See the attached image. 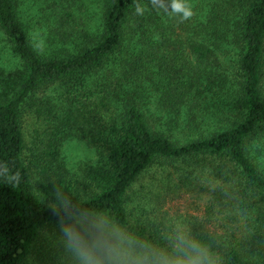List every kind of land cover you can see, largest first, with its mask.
<instances>
[{
  "label": "trees",
  "instance_id": "trees-1",
  "mask_svg": "<svg viewBox=\"0 0 264 264\" xmlns=\"http://www.w3.org/2000/svg\"><path fill=\"white\" fill-rule=\"evenodd\" d=\"M185 2L0 0V264H264V0Z\"/></svg>",
  "mask_w": 264,
  "mask_h": 264
},
{
  "label": "rangeland",
  "instance_id": "rangeland-1",
  "mask_svg": "<svg viewBox=\"0 0 264 264\" xmlns=\"http://www.w3.org/2000/svg\"><path fill=\"white\" fill-rule=\"evenodd\" d=\"M88 2V1H87ZM26 6L29 5V0H25ZM38 9L27 8L26 13H30V17L35 20L39 14ZM19 61L17 56L10 49L9 42L5 39L3 33L0 31V68L5 70L12 69L18 65ZM35 119L27 115L24 119V134L27 142V148L32 146L34 143V128L37 125H34ZM62 153L65 158L66 167L69 169L71 174L74 177H78L80 179L81 174L84 172V169L87 164L94 162L96 160L97 155L93 148L88 146L83 140L78 139L76 137H70L63 141L61 146ZM30 149L28 148L27 154H30ZM160 168L158 166H153L150 170L146 171L139 181L144 184H150L151 182H157L159 176L161 174ZM36 174H38L37 169L35 168ZM155 180V181H154ZM43 245L46 248V242L43 241ZM40 249V244L37 242L34 243L32 247L31 256L35 257L36 253Z\"/></svg>",
  "mask_w": 264,
  "mask_h": 264
},
{
  "label": "clouds",
  "instance_id": "clouds-1",
  "mask_svg": "<svg viewBox=\"0 0 264 264\" xmlns=\"http://www.w3.org/2000/svg\"><path fill=\"white\" fill-rule=\"evenodd\" d=\"M161 8L165 12H169L170 10L171 13L180 15L182 20H188L194 15L191 6L187 4L185 0H170V3L161 5ZM142 11L143 10L138 5L137 12L140 13ZM62 231L70 242L74 241L73 233L68 228L62 227ZM193 248L197 255L190 256L187 260H179L176 264H211V261L205 258V254L199 245L193 244ZM82 255L84 256V264H94L87 254L82 253Z\"/></svg>",
  "mask_w": 264,
  "mask_h": 264
}]
</instances>
